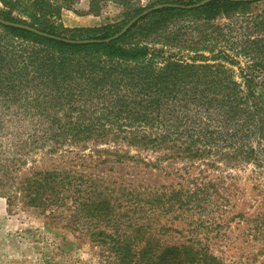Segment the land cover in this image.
Returning <instances> with one entry per match:
<instances>
[{
  "label": "trees",
  "instance_id": "obj_1",
  "mask_svg": "<svg viewBox=\"0 0 264 264\" xmlns=\"http://www.w3.org/2000/svg\"><path fill=\"white\" fill-rule=\"evenodd\" d=\"M74 1L0 0V18L59 37L0 23V103L14 146L0 161V193L9 208L57 220L104 264H229L217 250L234 236L264 248V189H241L238 173L264 175V62L248 52L255 29L233 33L240 20H258L264 0L159 9L110 42L147 7L89 0L92 12L118 4L123 19L65 27ZM235 68L243 82L224 75ZM39 155L59 164L39 165Z\"/></svg>",
  "mask_w": 264,
  "mask_h": 264
},
{
  "label": "rangeland",
  "instance_id": "obj_2",
  "mask_svg": "<svg viewBox=\"0 0 264 264\" xmlns=\"http://www.w3.org/2000/svg\"><path fill=\"white\" fill-rule=\"evenodd\" d=\"M158 1L160 0H137L136 7L148 8L159 4ZM177 1L187 3L190 0ZM1 9H4V6L0 2ZM254 11L255 14L258 13L260 15L258 20L254 23L240 20L233 33L243 37L246 30H248L247 26L255 29L256 32L253 36L256 37L255 39L258 42L253 47V50H248V52H250V59L252 61L263 63L264 40L261 38H264V3L259 4ZM122 12V7L114 2H106L100 11L92 12L89 0H76L72 5V9L63 10L60 22L65 27H94L121 21L123 19ZM262 20L263 23L256 25L258 21ZM226 22L227 19L222 18L216 24L223 25ZM223 42L221 44L222 47L234 51V49L229 47V43ZM235 49L240 50V48ZM204 53L209 54L208 51ZM239 57H241L243 65L249 61V56H246L243 51L240 52ZM260 74L262 77L259 80V85L264 87V72L261 71ZM224 75H227V77L231 75L232 80L243 82V78L237 68L234 69L233 74L227 72ZM227 81L232 83L229 79ZM9 109L7 104L3 105L0 103V161L3 160L2 163L7 159H12L14 151V146L11 145L12 142L7 141L5 137L6 133L10 131L9 122H7L9 117L6 116L10 113ZM12 110L11 112L15 113L14 106ZM255 145L258 147L257 143ZM261 156L264 157L262 154ZM37 160L39 161V165H45V167L59 164V161L45 159V157H41L40 155ZM179 164L183 165V162H179ZM238 173L242 175V179L239 181L241 189L253 191L252 187L255 184H258L260 189H264V175L259 180H256L254 177L250 181L247 179L250 170ZM145 176H148L146 179L149 178L154 183H159V179H161V182L163 180V177L156 179L158 178L156 174H147ZM257 204L258 202H254V205ZM61 226L57 220L45 217L44 214L34 208H23L21 205L9 208L6 198L0 193V264H104L102 257L95 247L78 238L77 233ZM235 235L241 236V233L236 230ZM233 238L228 247H222L220 250L222 253L217 250L220 255H223L227 259L229 264H264V248L262 243L257 241L254 242L253 247H249L247 245L249 244L248 242L244 243V240L241 242L242 240L238 238H236L238 239L236 241ZM254 254L253 260L252 255Z\"/></svg>",
  "mask_w": 264,
  "mask_h": 264
},
{
  "label": "water",
  "instance_id": "obj_3",
  "mask_svg": "<svg viewBox=\"0 0 264 264\" xmlns=\"http://www.w3.org/2000/svg\"><path fill=\"white\" fill-rule=\"evenodd\" d=\"M214 1V0H212ZM234 1H240V0H234ZM242 1H248V2H256V1H262V0H242ZM209 2H211V0H201L199 2L190 4V5H181V4H177V3H159L156 5H153L151 7H148L146 9H144L141 13L137 14L136 16H134L132 19H130L126 25L121 29V31L117 32L116 34L112 35L111 37H108L106 39H104L103 41L106 42H110L112 40H116L120 37H122L123 35H125L137 22H139L144 16L148 15L149 13L159 10V9H163V8H167V7H176V8H199L202 7L206 4H208ZM0 23L2 24H6V25H10V26H16V27H22V28H26V29H30L34 32L40 33L42 35L45 36H50V37H55V38H59L57 36H53L49 33L46 32H42L34 27H31L29 25H24V24H20V23H15V22H11L8 20H5L3 18H0ZM67 41L70 42H75V43H89V42H95V41H101V40H93V39H86V40H69L66 39Z\"/></svg>",
  "mask_w": 264,
  "mask_h": 264
}]
</instances>
